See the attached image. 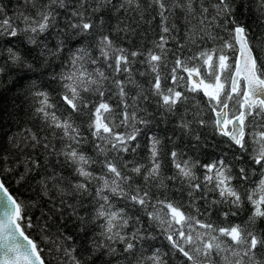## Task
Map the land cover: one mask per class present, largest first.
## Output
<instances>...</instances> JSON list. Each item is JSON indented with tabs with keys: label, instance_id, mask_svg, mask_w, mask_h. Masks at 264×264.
I'll return each instance as SVG.
<instances>
[{
	"label": "snow or ice",
	"instance_id": "1",
	"mask_svg": "<svg viewBox=\"0 0 264 264\" xmlns=\"http://www.w3.org/2000/svg\"><path fill=\"white\" fill-rule=\"evenodd\" d=\"M121 11L141 20L153 12L159 39L147 49L119 46L105 16ZM253 11L264 24V0H17L12 15L0 0V56L16 67L25 115L41 122L15 132L0 124V264H264V230L255 227L264 220V29L254 36L243 19ZM137 62L147 88L133 76ZM201 93L231 160L185 159L209 123L199 100L190 109ZM172 117L171 135L153 131ZM141 140L147 164L135 159ZM165 141L172 175L163 171ZM11 184L38 199H21ZM245 204L248 219L228 222ZM224 205L216 223L212 211Z\"/></svg>",
	"mask_w": 264,
	"mask_h": 264
},
{
	"label": "trees",
	"instance_id": "2",
	"mask_svg": "<svg viewBox=\"0 0 264 264\" xmlns=\"http://www.w3.org/2000/svg\"><path fill=\"white\" fill-rule=\"evenodd\" d=\"M4 3L7 5L8 8V14L12 15V10L14 6L17 3V0H4ZM154 15L153 12L148 11L144 13V19H140V15L137 12L129 11L127 13L121 11L118 14L105 16L106 24L105 28L108 30H111L113 32V38L115 39L116 43L119 46H122L124 48L129 49V51H134L139 48L147 49L152 46V41L159 39L160 34V20L159 17H157L155 20L152 19V16ZM244 21L252 26V34L254 36L261 34V29H264V24H259L257 20V13L253 11L251 14H245L243 17ZM148 21H151L149 23ZM19 23V22H18ZM119 24L121 28H124L126 25L130 26L132 29H135L134 33L125 34L123 32L117 33L114 31L116 25ZM20 26L23 27V24L20 23ZM55 35V32L53 30L52 36H49L47 39V43H49L50 47H54L55 45V39L53 38ZM41 39H44V36H41ZM15 43V41L13 42ZM7 47V46H5ZM168 47H173L172 43H169ZM6 52L4 55L0 56V66H4V72L0 73V124H2L4 131H11L15 132L18 131L17 125L19 124L20 127L28 126L32 127L34 130L41 127V122L39 119H32L30 115H25L29 111L26 104L21 108L22 99L20 97V90L19 88L13 87V81L17 77V70L14 65H11L10 63H5L6 61ZM142 59V57L140 58ZM53 67H55L59 61L58 60H52L51 61ZM103 66V65H102ZM59 69L57 68V71ZM107 71V70H106ZM146 68L144 65L140 63H135L132 65V72L135 80L138 84L143 85L145 88H147L148 81L151 79L150 76H140V72H145ZM35 78V77H33ZM120 79H124V76L121 74L119 75ZM171 82L169 81V86ZM55 87V85L53 86ZM131 92L134 95L137 89L133 86H130ZM51 95L54 98V102L57 103L61 109L63 108V105L59 104V97L57 95V92L51 91L49 89ZM200 101V107L202 108V115L203 117L209 122L208 126L206 128H200L197 131L201 135V143L197 145L192 150H189L188 148H184V151L187 153L185 156V159L188 156H192L193 159H199L201 163H209L214 159L220 158L222 155L227 154L229 160H231L232 152L229 151L228 148V141L226 137H221L215 133L211 126V122L214 118V114L209 110V108L206 105V98L203 97V94H199L195 100L191 102L190 109L194 108L196 105V101ZM113 102H115V97L113 98ZM20 109V111H18ZM149 110H152V106H149ZM172 123L170 124H163L161 123L159 128H154L153 131H155L160 136H166L171 135V130L173 125L175 124L177 118L172 117ZM79 122V121H78ZM151 134V133H149ZM54 143H56L54 141ZM141 147L137 150V155L135 156L136 162L141 164H147V155L148 151L146 148V141L141 140ZM178 143H181L178 141ZM189 138L185 137L182 145L188 144ZM193 144H195V141H192ZM57 146L59 147V144L57 143ZM171 148V145L165 141V147H164V157L162 160L163 164V171L165 175H172L173 168L171 165V161L167 157V152ZM85 150L89 152V154H92V151L90 148L85 146ZM42 151V150H41ZM36 153H33L35 155ZM13 160H15V155L12 157ZM40 159H43V155L40 156ZM54 159V158H51ZM125 159L132 160V155H126ZM22 170V169H21ZM202 169L197 168L196 174L198 176H202ZM235 172V169H234ZM65 175H69L70 173L68 171H65ZM253 180H257L258 176H253ZM236 183V181H234ZM35 185H33V188ZM169 187H172V183L169 182ZM10 191L13 192L15 195L19 196L23 200H33L38 199L34 195L32 191L28 189L27 186H18L15 184H11ZM170 196H173L175 198H180L179 193L176 192H170ZM199 197V193L197 194ZM218 198V193H209L208 199H216ZM185 201H187L186 193L184 196ZM70 203H74V201H69ZM198 205L203 207L204 201L198 200ZM227 205L224 206H217L212 211V220L216 223H222L223 218L220 216V212L223 210H226ZM46 210V209H44ZM71 209H68V212H70ZM81 215H85L84 209H79ZM251 212V206L248 204H245L243 209L239 210L238 215L235 217H228V222L230 223H242L248 219V216ZM31 215H34L36 217H39L40 210L32 209ZM68 214L67 212L65 213ZM74 223V221H73ZM73 223L69 224V228L74 231L75 228L73 226ZM257 230H264V220L257 221L255 225ZM52 231L55 232L56 228L53 227ZM28 232L32 234L34 238L39 239V232L34 231L32 229H28ZM156 246H162L166 245V241L162 239H158L154 242ZM42 247H46V245L42 244ZM164 251H168L167 247H164ZM47 252H45V255ZM171 264V261H170ZM175 264H179V260L175 261Z\"/></svg>",
	"mask_w": 264,
	"mask_h": 264
},
{
	"label": "water",
	"instance_id": "3",
	"mask_svg": "<svg viewBox=\"0 0 264 264\" xmlns=\"http://www.w3.org/2000/svg\"><path fill=\"white\" fill-rule=\"evenodd\" d=\"M214 114V113H213Z\"/></svg>",
	"mask_w": 264,
	"mask_h": 264
}]
</instances>
